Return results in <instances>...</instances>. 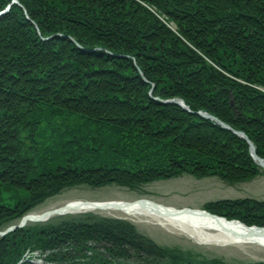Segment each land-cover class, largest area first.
Wrapping results in <instances>:
<instances>
[{"label": "trees", "instance_id": "16d2710c", "mask_svg": "<svg viewBox=\"0 0 264 264\" xmlns=\"http://www.w3.org/2000/svg\"><path fill=\"white\" fill-rule=\"evenodd\" d=\"M18 2L0 15V189L26 198L0 203V229L66 185L258 174L234 131L264 158V0ZM207 209L264 225V201ZM90 239L112 256L178 259L127 222L74 218L0 238V264H16L28 246L64 244L56 264H78Z\"/></svg>", "mask_w": 264, "mask_h": 264}, {"label": "rangeland", "instance_id": "374dc122", "mask_svg": "<svg viewBox=\"0 0 264 264\" xmlns=\"http://www.w3.org/2000/svg\"><path fill=\"white\" fill-rule=\"evenodd\" d=\"M259 176L246 182L229 183L218 177H199L195 178L189 174L166 180H157L152 183L140 186L134 192L130 189L110 186H97L89 188L87 185H66L57 190V194L46 196L42 202L34 206L32 214H40L45 210L63 205L70 200H133L138 197L148 198L156 203L175 208L190 207L201 208L205 202L217 201L221 199L254 198L264 200V173L258 172ZM22 194L11 188L0 189V203L12 204L18 200ZM100 213L111 216L118 211L107 210H85L81 213ZM74 214V213H73ZM74 215L55 216L52 215L44 222H32L31 225L53 223L64 220L74 219ZM141 221L138 227L142 233L153 238L159 244L166 243L175 245L181 252L191 255V258L206 260L218 259L228 264H238L253 260H264V249L255 244H233V245H214L199 244L193 238H189L182 231L171 225L159 226L152 218L139 217ZM21 219V218H20ZM97 219V217H95ZM145 220V222H144ZM149 221L148 223H146ZM154 226H145V225ZM199 253H197V252Z\"/></svg>", "mask_w": 264, "mask_h": 264}, {"label": "bare ground", "instance_id": "6f19581e", "mask_svg": "<svg viewBox=\"0 0 264 264\" xmlns=\"http://www.w3.org/2000/svg\"><path fill=\"white\" fill-rule=\"evenodd\" d=\"M248 142V141H247ZM250 148V143L248 142ZM117 206L121 208H116ZM91 209L118 210L127 215H143L157 220L160 225H171L182 231L188 237L195 239L199 244L233 245V244H255L264 249V229L245 227L238 221L217 219L199 212H174L171 206L154 207L150 203L134 202L125 204H99L82 205L76 204L71 212H81Z\"/></svg>", "mask_w": 264, "mask_h": 264}, {"label": "water", "instance_id": "95a60500", "mask_svg": "<svg viewBox=\"0 0 264 264\" xmlns=\"http://www.w3.org/2000/svg\"><path fill=\"white\" fill-rule=\"evenodd\" d=\"M174 103H176V104H178V105H181L182 107H184L180 102H178V101H173ZM201 117H205V118H209V119H213V120H215L216 122H218V123H220L224 128H227L228 126H226L225 124H223L222 122H219L216 118H214L213 116H211V115H209V114H207V113H198ZM235 133H237V134H240L239 132H236V131H234ZM242 136L245 138V139H247L243 134H242ZM250 143V148H251V151L253 152L254 151V147H253V145L251 144V142H249ZM254 153V152H253ZM259 159V158H258ZM260 162H261V164L262 165H264V162L260 159ZM68 207H71V205L70 204H67V205H65V208H68ZM63 211V209H56V210H54V211H50V212H46V213H44L43 215H40L38 218L39 219H41V218H43V217H45V216H47L48 214H50V213H60V212H62ZM185 212H190L189 210H184Z\"/></svg>", "mask_w": 264, "mask_h": 264}]
</instances>
